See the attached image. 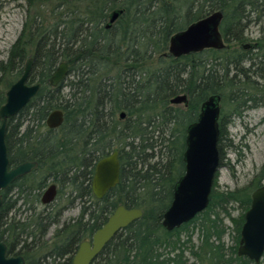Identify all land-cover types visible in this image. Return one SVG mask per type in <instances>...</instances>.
I'll use <instances>...</instances> for the list:
<instances>
[{
  "label": "trees",
  "instance_id": "16d2710c",
  "mask_svg": "<svg viewBox=\"0 0 264 264\" xmlns=\"http://www.w3.org/2000/svg\"><path fill=\"white\" fill-rule=\"evenodd\" d=\"M24 1H48L54 8L51 24L40 23L38 14L26 22L8 61L0 64L10 88L33 58L29 83L41 84L37 97L8 124L11 166L38 164L1 192L0 239L8 255L19 252L27 264H72L83 238L123 205L141 209L143 217L119 232L93 264H255L238 256V247L252 193L264 182V165L243 188L221 191L216 180L208 208L190 223L173 231L162 223L185 173L187 130L202 104L221 97V162L231 119L264 108V0ZM116 10L124 13L107 29ZM217 11L224 15L220 30L228 49L179 59L168 55L173 35ZM254 26L258 38L249 35ZM61 62L68 64L69 74L53 88L49 81ZM183 94L188 107L170 104ZM5 99L1 92L0 108ZM56 110L63 112L64 122L49 129L47 119ZM114 151L119 152L120 182L97 200L84 185L95 165ZM49 181L60 186L55 213L13 215L39 203ZM84 198L92 200L93 209L82 208L74 223L47 240L50 227L61 220V207ZM234 205L243 211L237 218L231 213ZM84 224L91 229L84 230ZM230 234L232 245L226 242Z\"/></svg>",
  "mask_w": 264,
  "mask_h": 264
},
{
  "label": "water",
  "instance_id": "95a60500",
  "mask_svg": "<svg viewBox=\"0 0 264 264\" xmlns=\"http://www.w3.org/2000/svg\"><path fill=\"white\" fill-rule=\"evenodd\" d=\"M123 13L122 10L111 13L106 28L110 29ZM223 18L221 11L214 12L173 35L170 39L168 55L179 59L206 50L228 49L220 30ZM250 48V45L244 46V49ZM33 62V58L27 59L22 75L11 85L6 93L5 103L0 108V213L3 204L1 192L38 167L35 162H25L12 167L6 144L9 120L24 110L41 90V84L29 83ZM68 74V64L61 62L52 74L50 85L53 88L57 87L66 80ZM170 104L188 107V96L178 95L171 99ZM221 113V97L211 96L202 104L197 122L190 125L187 130L186 151L183 157L185 173L176 183L173 201L163 217L162 224L168 231L190 223L210 204L222 163ZM125 117V113H121L120 119L123 120ZM63 122V112L56 110L48 117L47 126L49 129H57ZM120 173L118 151H114L97 163L92 190L98 200L103 199L118 186ZM56 195V186H50L42 197V203L51 204L55 201ZM142 217L141 209H127L123 205L117 207L102 228L93 235L91 242L85 241L80 244L73 258V264H93L119 232ZM238 256L246 257L255 264H260L264 258V184L252 193L250 208L244 215ZM0 264H26V260L23 256H9L8 246L0 239Z\"/></svg>",
  "mask_w": 264,
  "mask_h": 264
},
{
  "label": "rangeland",
  "instance_id": "374dc122",
  "mask_svg": "<svg viewBox=\"0 0 264 264\" xmlns=\"http://www.w3.org/2000/svg\"><path fill=\"white\" fill-rule=\"evenodd\" d=\"M53 5L54 3L48 1L33 4L24 0H0V64L8 61L26 22L32 16L35 14L41 15L38 21H41L40 23L44 25L53 22L51 13L54 8ZM249 35L251 38H258L259 27H252L249 30ZM8 75V73L2 74L0 71V93L4 92L6 94L9 90L7 80L10 76ZM17 80V78L12 79L13 82ZM225 111L229 118V113H227L229 110ZM226 133L227 140L223 142V160L218 174L217 188L221 191H233L249 185L264 165V108L251 109L241 117L231 119V123L226 128ZM66 198L67 196L65 195L63 201L61 200L62 203L65 202ZM29 206L28 204L22 207L20 213L23 216L29 214V211L26 212ZM80 207V204L77 203L73 208L65 210L59 225L57 224L49 230L46 239L48 240L49 238L51 240L63 224L76 219L80 214ZM38 209L43 210V207L39 206ZM231 213L232 217L237 218L243 211L234 205ZM226 224L233 227V224L228 219ZM232 237V234L227 236L226 242L228 245L233 244ZM194 241L198 243V235H196ZM260 264H264V258Z\"/></svg>",
  "mask_w": 264,
  "mask_h": 264
},
{
  "label": "flooded vegetation",
  "instance_id": "af4514ba",
  "mask_svg": "<svg viewBox=\"0 0 264 264\" xmlns=\"http://www.w3.org/2000/svg\"><path fill=\"white\" fill-rule=\"evenodd\" d=\"M179 106H183V105H179ZM183 107H185V106H183ZM36 163V162H35ZM97 165V164H96ZM96 165H95V168H96ZM38 168V167H37ZM95 168H94V173H93V176H92V180L90 181V183L89 182H86L85 183V185H84V187H88L89 185H90V190H91V194H92V196L95 198V199H97L96 197H95V195H94V193H93V190H92V182H93V178H94V175H95ZM35 170H37V169H35ZM34 170V171H35ZM33 171V172H34ZM33 172H31V173H33ZM30 173V174H31ZM30 174H28V175H30ZM27 175V176H28ZM26 177V176H25ZM24 178V177H23ZM23 178H21V179H23ZM21 179H19V180H17V181H15V182H18V181H20ZM52 185H55L56 186V191H57V195H56V198H55V201L54 202H52L51 204H48V205H44L43 203H42V197H43V195H44V193L48 190V188L50 187V186H52ZM64 191V190H63ZM59 192H60V186H58L56 183H53V182H51V181H49L48 182V184H47V186L45 187V189L43 190V192H42V194H41V197H40V202L39 203H36V204H32V205H30L29 206V208H28V210H26V212H28L29 211V214H27V215H31V214H42V215H44V216H49L51 213H55V204H56V202H57V200H58V194H59ZM65 193H69L70 191L69 190H65L64 191ZM104 199V198H103ZM98 200V199H97ZM102 200V199H101ZM77 203H79L80 204V210H82V208H84V209H88V208H90V210L91 209H93L92 207H93V202H92V200L91 199H89V201H87V198H84L82 201H80V200H77L76 202H74V204H64V206L63 207H61V209H60V213H61V215L63 216V213L65 212V210H67V209H69V208H73ZM39 206H42L43 207V210H39L38 208H39ZM80 213H81V211H80ZM13 215L14 216H18V218H20V217H22L23 215H22V213H20V212H18V211H14L13 212ZM26 216V215H25ZM79 216H80V214H79ZM78 216V217H79ZM77 217V218H78ZM87 220H85L84 221V223L85 224H87ZM60 223V222H59ZM72 223H74V221H71V222H68V223H65V224H63V226L59 229V230H61V229H63L66 225H70V224H72ZM89 223V222H88ZM84 224V230H86V229H91V228H89L90 226H87V225H85ZM91 224V223H90ZM59 225V224H58ZM53 226H56V224H53L51 227H50V229L53 227ZM102 228V227H101ZM49 229V230H50ZM99 230V229H98ZM97 232V230L93 233V234H90V235H87V236H85L84 238H83V240L79 243V245H78V248H79V246H80V244L82 243V242H85V241H89V242H91V240H92V237H93V235L95 234ZM49 233V232H48ZM48 240H50L49 238H48ZM5 243V242H4ZM6 244V243H5ZM7 245V244H6ZM8 246V245H7ZM9 248V247H8ZM78 248H77V250H78ZM77 250H76V252H77ZM76 252L73 254V256H72V264H73V258H74V256H75V254H76ZM16 256H23V255H21V254H19V252L18 253H16ZM24 257V256H23ZM25 259V258H24ZM26 260V259H25ZM26 264H27V261H26Z\"/></svg>",
  "mask_w": 264,
  "mask_h": 264
}]
</instances>
